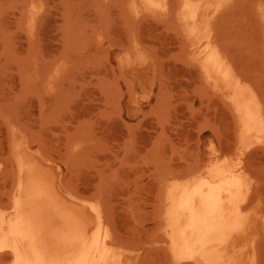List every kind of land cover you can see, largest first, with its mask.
I'll return each instance as SVG.
<instances>
[{
  "label": "rangeland",
  "instance_id": "rangeland-1",
  "mask_svg": "<svg viewBox=\"0 0 264 264\" xmlns=\"http://www.w3.org/2000/svg\"><path fill=\"white\" fill-rule=\"evenodd\" d=\"M196 1L0 0V223L37 191L27 229L49 257L71 263L101 238L127 264H201L171 250L168 189L231 158L264 215V135L239 140L212 80L264 112V0H215L193 36L183 16ZM247 241L264 264L263 219Z\"/></svg>",
  "mask_w": 264,
  "mask_h": 264
},
{
  "label": "bare ground",
  "instance_id": "bare-ground-1",
  "mask_svg": "<svg viewBox=\"0 0 264 264\" xmlns=\"http://www.w3.org/2000/svg\"><path fill=\"white\" fill-rule=\"evenodd\" d=\"M143 1L147 8L160 2ZM214 1L197 0L185 4L183 20L189 25L193 36L205 33L202 28L208 25L204 24ZM212 80L233 104L239 118V140L263 136L264 112L255 96H252L255 105L251 106V97L228 90L221 78ZM231 159L212 164L184 182L170 184L164 217L165 233L174 255L189 253L201 264H259L255 246L247 241V232L258 220L263 219L264 222V215L258 217L257 213L254 214L252 203L255 186L242 166V159L239 158L236 164ZM40 198L37 191L34 194L26 193L20 200L17 199L21 214L15 222L10 226L0 223V253L9 251L15 258L13 264H127L129 256L113 249L112 243L110 246L107 239L103 241L101 238H96L87 255L75 258L71 263L66 262L73 258L70 253L49 257L36 233L27 229L31 211L36 208ZM78 240V237H70L64 242L69 246Z\"/></svg>",
  "mask_w": 264,
  "mask_h": 264
}]
</instances>
